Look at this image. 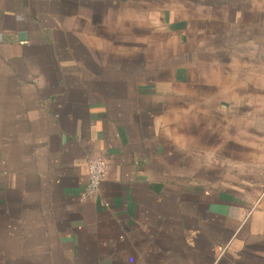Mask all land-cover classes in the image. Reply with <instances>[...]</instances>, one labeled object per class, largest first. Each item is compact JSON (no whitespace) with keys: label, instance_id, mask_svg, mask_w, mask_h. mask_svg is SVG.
I'll return each mask as SVG.
<instances>
[{"label":"crops","instance_id":"obj_1","mask_svg":"<svg viewBox=\"0 0 264 264\" xmlns=\"http://www.w3.org/2000/svg\"><path fill=\"white\" fill-rule=\"evenodd\" d=\"M0 264H264V0H0Z\"/></svg>","mask_w":264,"mask_h":264},{"label":"built area","instance_id":"obj_2","mask_svg":"<svg viewBox=\"0 0 264 264\" xmlns=\"http://www.w3.org/2000/svg\"><path fill=\"white\" fill-rule=\"evenodd\" d=\"M108 172V165L102 157L93 158L87 163V185L80 201L95 200L100 193L101 184ZM223 252V251H222Z\"/></svg>","mask_w":264,"mask_h":264}]
</instances>
